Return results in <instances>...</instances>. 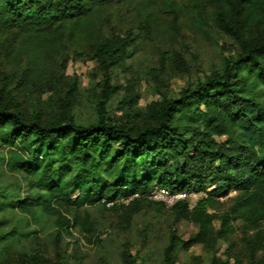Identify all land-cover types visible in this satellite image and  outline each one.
<instances>
[{
  "label": "trees",
  "instance_id": "trees-1",
  "mask_svg": "<svg viewBox=\"0 0 264 264\" xmlns=\"http://www.w3.org/2000/svg\"><path fill=\"white\" fill-rule=\"evenodd\" d=\"M155 4L0 0V264H47L39 255L11 254L16 242L34 232L25 231L31 220L53 216L61 230L91 229L90 207L101 205L127 223L148 203L166 206L147 197L156 186L206 194L192 208L186 200L170 207L199 230L188 240L172 230L166 264L174 263L180 248L230 241L239 220L252 258L264 251V0H161L163 8H187L200 28L218 29L237 51L221 70L143 112L128 103L120 117L101 113L91 124L76 121L70 98L78 78L69 83L71 95L60 98L66 97L57 116L24 105L21 95L30 85L44 80L53 90V79L67 83L68 52L74 49L103 71L105 107L116 93L111 69L132 55L134 41L132 31L113 29L107 10L126 6L148 16ZM5 171L20 174L25 190L4 184ZM224 198L228 209L218 214L213 210ZM19 212L26 225L7 228L11 214ZM211 264L243 261L215 256Z\"/></svg>",
  "mask_w": 264,
  "mask_h": 264
},
{
  "label": "rangeland",
  "instance_id": "rangeland-1",
  "mask_svg": "<svg viewBox=\"0 0 264 264\" xmlns=\"http://www.w3.org/2000/svg\"><path fill=\"white\" fill-rule=\"evenodd\" d=\"M106 15L113 29L123 34L132 31L134 39L132 55L111 69L110 84L115 86L116 93L106 106L102 108L101 104L103 71L94 60L71 47L65 73L67 83L56 84L53 79V90L43 84L44 80L30 85L31 89L21 95L28 110L38 107L46 116H57L61 102L66 99L60 98L71 95L69 83L78 78L77 90L70 98V110L76 121L91 124L101 113L120 117L128 103L137 104L143 112L151 102L164 96L175 97L185 86L221 70L225 58L237 51V44L218 29L200 28L187 8H163L161 0H156L153 14L148 16L126 6L111 7ZM103 25L107 26L106 21ZM53 63L49 60L50 71L56 69ZM50 71L45 79H50ZM3 180L11 188L21 185V191L25 190L20 174L5 171ZM221 201L213 210L218 214L229 206L227 198ZM170 207L148 203L130 222L122 223L119 213L96 205L90 207L91 229L84 226L69 231L59 229L53 216H42L40 223L31 220L27 226L24 213L11 214L13 222L7 228L26 225L25 231L34 232L16 242L10 251L15 258L39 255L47 264H166L164 251L172 230L183 240L199 230L195 222L178 219ZM215 224L220 227V221ZM242 224L241 220L236 222L237 229L230 241L209 239L180 248L173 264H211L215 256L220 261L234 262L238 258L243 264H264L263 250L252 258Z\"/></svg>",
  "mask_w": 264,
  "mask_h": 264
},
{
  "label": "built area",
  "instance_id": "built-area-1",
  "mask_svg": "<svg viewBox=\"0 0 264 264\" xmlns=\"http://www.w3.org/2000/svg\"><path fill=\"white\" fill-rule=\"evenodd\" d=\"M206 194L204 192L195 191H172L169 188L156 186L147 195V197L154 201L164 202L168 206H174L180 201L186 200L189 202L190 207H194L199 199L204 197ZM125 202H129L125 200Z\"/></svg>",
  "mask_w": 264,
  "mask_h": 264
}]
</instances>
